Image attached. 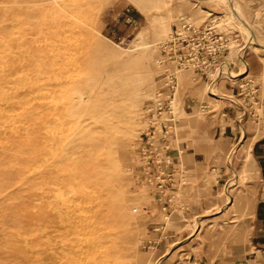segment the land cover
<instances>
[{
    "label": "rangeland",
    "instance_id": "1",
    "mask_svg": "<svg viewBox=\"0 0 264 264\" xmlns=\"http://www.w3.org/2000/svg\"><path fill=\"white\" fill-rule=\"evenodd\" d=\"M140 2L144 13L134 0H0V264H264L244 253L257 183L246 146L224 155L218 191L187 202L195 213L172 198L155 217L140 176L168 115L180 146L223 101L246 125L264 120V0ZM125 7L133 26L115 23ZM187 24L217 75L180 68ZM187 89L209 105L183 112Z\"/></svg>",
    "mask_w": 264,
    "mask_h": 264
},
{
    "label": "crops",
    "instance_id": "2",
    "mask_svg": "<svg viewBox=\"0 0 264 264\" xmlns=\"http://www.w3.org/2000/svg\"><path fill=\"white\" fill-rule=\"evenodd\" d=\"M218 85L219 83L217 87ZM222 89L224 95L235 94L234 87H230L226 82ZM189 92L190 89H187L180 100L183 112H193L203 102L209 105L206 100L199 99L196 94ZM223 102L216 111L213 108L201 109L204 115L200 122L208 124L209 127L199 129L197 137H189L187 141H182L180 146L174 133L168 151L171 159L167 169L170 182L166 185L162 197L158 196L156 191H149L152 195L147 208L156 217L164 211L159 206L169 197L179 200L178 203L183 206L182 215L195 213V209L189 208L187 202L207 198L208 194L218 191L219 184H224L229 179L226 163H230V158L225 160L224 155L231 154L229 152L234 145L239 148L243 146V151L246 146L257 176L247 220L248 238L244 252L245 256L250 258L258 252L264 253V120L261 118L246 125L247 119L242 118L244 112L237 109L233 101ZM207 171L212 174L213 180L204 174Z\"/></svg>",
    "mask_w": 264,
    "mask_h": 264
},
{
    "label": "built area",
    "instance_id": "3",
    "mask_svg": "<svg viewBox=\"0 0 264 264\" xmlns=\"http://www.w3.org/2000/svg\"><path fill=\"white\" fill-rule=\"evenodd\" d=\"M117 22H122L123 24L133 26L135 23V16L132 15L128 7H125L117 15L115 23ZM184 22L182 23L183 25H185ZM186 27L187 28L182 27L185 29H183L182 32H179L178 36L181 38L180 44L182 40L186 39V44L188 45L183 44V47H185V51L189 53V56L184 57V51L182 53H178V59H181L179 63L181 65L180 68L191 66L189 62H192L193 67H209L210 71H215L214 74L216 73L217 75L219 72H221L223 66H220L215 61H206L207 58L204 59L202 57H199V54L204 48V46L201 45L199 39L198 42H196V38L200 37V35L199 33L196 34L194 28L189 24H187ZM211 28L212 27L209 26L208 30ZM212 32L208 31L207 37L211 35L214 38L215 35L214 33L212 34ZM188 33H190L189 36L187 35ZM208 51L214 53L215 49L213 50L210 46V49ZM192 53L193 56L190 55ZM168 80L171 81L170 86H173V79L169 78ZM176 119L177 118H175L174 115H168L167 117H165L163 119V125H161L157 131L153 132L149 137H147V140L144 143L145 146L141 148L140 151V160L142 162V173L140 175L141 180L144 186L149 187L151 191H156V193H158V196L160 197L164 196V189L170 182V177L167 169L171 164V159L168 156V151L171 145L170 141L175 133L174 123ZM170 200L171 198L168 197L167 201L170 202ZM134 210H136V208Z\"/></svg>",
    "mask_w": 264,
    "mask_h": 264
},
{
    "label": "bare ground",
    "instance_id": "4",
    "mask_svg": "<svg viewBox=\"0 0 264 264\" xmlns=\"http://www.w3.org/2000/svg\"><path fill=\"white\" fill-rule=\"evenodd\" d=\"M222 1V0H221ZM229 0H227V2H228ZM134 5L136 6V8L141 12V13H144L145 12V10H144V6L142 5V3L140 2V0H134ZM68 8V7H67ZM63 9V8H62ZM241 20V22H242V24H243V26L246 28V27H248V25H247V23H246V21L244 22L242 19H240ZM212 94V93H211ZM105 136V135H104ZM105 138L107 139V137L105 136ZM99 139V138H98ZM97 141V140H96ZM93 142H95V141H93ZM125 142H126V140H125ZM97 144H98V142H97ZM105 144V143H104ZM107 146V145H106ZM105 146V147H106ZM103 148V147H102ZM108 151H109V149H108ZM107 159H109V158H107ZM103 160V159H102ZM102 162L103 161H101V164H102ZM104 162H105V159H104ZM106 162H107V160H106ZM105 162V163H106ZM109 163H110V161H108ZM105 163H103V164H105ZM48 178V177H47ZM102 203V202H101ZM74 235V234H73ZM72 235V236H73ZM106 235V234H105ZM107 236H108V234H107ZM109 237V236H108ZM105 238V237H104ZM66 246V245H65ZM62 248V247H61ZM68 250H69V248H67ZM104 251V250H103ZM103 254V253H102ZM108 254V253H107ZM103 255H105V254H103ZM109 255V254H108ZM96 256V255H95ZM92 258H94L93 256H92ZM108 258V257H107ZM95 259V258H94ZM94 259H92L93 261H94ZM106 259V258H105ZM110 259V258H109ZM57 259H54V264H56L57 263ZM99 261V260H98ZM105 261V260H104Z\"/></svg>",
    "mask_w": 264,
    "mask_h": 264
}]
</instances>
